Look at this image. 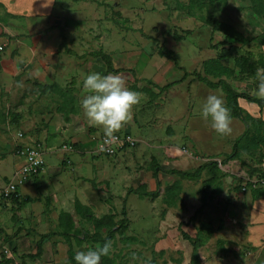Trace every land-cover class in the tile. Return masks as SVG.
Segmentation results:
<instances>
[{
	"label": "crops",
	"instance_id": "0c3cea01",
	"mask_svg": "<svg viewBox=\"0 0 264 264\" xmlns=\"http://www.w3.org/2000/svg\"><path fill=\"white\" fill-rule=\"evenodd\" d=\"M178 1L179 4L167 5V0H51L45 6L50 0H0V94L3 96L4 93L3 98H8L5 94L15 91L22 97L18 107L13 108L15 120L12 126L16 133L11 131L14 134L12 140H0V147L3 148L0 150V192L24 165L25 159L19 153L23 146L37 143L42 146L44 153L42 171L19 185L15 197L3 198L2 203L0 201L1 211L9 209L12 211L9 216L13 213L12 218L16 219V223L6 230L2 231L0 227V249L8 251L6 261L1 264H76L74 256L77 251L98 247L99 243L84 240L82 234L74 236L71 232L64 235L60 212H74V201L78 200L89 207L94 216L100 217L114 210L117 212L119 203L128 196L133 199L126 206L132 209L131 212L128 211V215H133L130 219L139 228L130 235L123 236L126 230L123 232L122 237L126 238L124 240H129L132 244L129 254L127 250H123L121 256L139 257L138 262L145 256L150 259L151 264H158L153 259L156 257L160 258L159 264H163L164 256H170L171 252L179 256L182 252V264H201L203 250L197 248V260L192 262V245L181 236L182 229L190 237L196 238L185 230L189 223L181 225L187 220L178 219L176 229L183 242H177L175 246L178 234L166 231L165 224L174 217L167 216L162 220L164 216L157 215L155 211L160 206L169 208L179 203L188 186V189L194 186L196 191L199 188L202 192L201 204L204 205L197 213L200 215L198 225L201 221H209L215 228L210 236L215 237L217 243L226 240L231 246L230 242H241L246 246H254L257 257L264 255V195L252 198L247 185L253 179H258L257 172L250 176L248 166L260 168L264 172V158L261 164L255 162L257 153L242 154L240 158L219 163L216 160L220 177L206 184L204 181L211 177L207 169L202 170L192 180L169 173L170 170L194 171L204 162L217 159L218 154L224 160V155L231 152L233 140L244 131V124L239 119L232 118L231 132L220 135L201 114L181 116L178 103L174 104V109H165L181 93V102L188 109L189 97L192 96L186 92L190 93L191 87L204 100L216 90H204L202 86L205 84L192 75L183 79V70L178 69L172 60L158 55L156 48L161 43L157 45L158 39L144 34V30L145 36L140 34V37H134L124 33L115 24L100 27L97 24L100 19L106 23L105 18L112 13H115V17L119 13V16L129 20V17L137 16L136 5L141 3L144 6L143 12H158L163 15H166L165 12H178L182 29L191 30L192 33L196 17L202 16V8L196 9V12L195 9L187 7L189 0ZM215 1L211 4L217 6V10L227 6L232 12L236 9L234 2L240 0H233L232 4L227 0L226 5L222 6L215 4ZM246 5L249 7V3ZM247 10L250 11L248 8ZM92 11L94 13L91 16L94 18H88V12ZM234 26L236 27L235 24ZM249 26H256V23ZM247 27L240 28L247 32L248 37L263 31L251 34L252 30ZM236 28L239 30V27ZM61 29L65 35L66 47L72 50V54L67 53L61 45ZM216 37V42H213L212 36L213 44L223 40L220 33ZM137 38L144 40L143 46L139 47ZM153 40L155 44L152 46L146 44L149 41L150 44L153 43ZM237 44L239 43L220 45L217 50L225 47L227 50L224 51H232ZM253 45L257 46L256 52L264 55V45L258 46L256 42H249L244 46ZM149 47L154 48L149 52L146 50ZM99 49L109 55L114 69L122 70L117 73L108 72L100 57L89 54ZM216 55L213 52L209 56L202 55L197 58L196 72L202 73V62ZM230 57L227 55L225 59ZM178 65L188 70L179 61ZM193 69L188 72L195 71ZM92 72L121 75L129 89L135 86L139 90L137 92L142 94L140 103L133 108L132 120L118 132L131 135L135 145L123 148L112 156L95 151L104 133L102 128L89 124L80 106L81 99L86 95L83 80ZM208 78L217 80L211 76ZM148 80L152 84H148ZM244 81L246 80L235 82L248 86L246 91L255 94L257 87L251 82L243 85ZM166 84L172 85L160 91L159 87ZM238 104L252 117L264 121V108L261 109L256 103L243 98H238ZM12 126L8 125V128ZM18 133H22V136L19 137ZM216 135L219 139H216ZM224 142L226 147L222 146ZM196 155L200 157L199 160ZM147 157L150 160L155 158L162 169L156 177L151 171L152 178L145 181L141 178L142 174H133V165L138 159L146 162ZM175 181L179 183L178 187L166 198L165 188ZM237 182L240 187L236 186ZM141 183L147 191H158V195L148 202L149 207L155 211L150 222L141 216V210L146 209L144 202L134 200L137 194L128 193L129 188L136 189ZM243 187L246 188L245 191L242 190ZM257 187L264 190V186ZM84 223H88L89 227ZM74 226L76 230L82 228L94 231L91 221L76 214ZM195 232L203 234L198 232V226ZM101 234L105 235V232L101 231ZM41 235L47 237L39 243L38 252ZM229 246L224 250L226 253L232 252ZM115 263L118 264L116 261Z\"/></svg>",
	"mask_w": 264,
	"mask_h": 264
},
{
	"label": "rangeland",
	"instance_id": "374dc122",
	"mask_svg": "<svg viewBox=\"0 0 264 264\" xmlns=\"http://www.w3.org/2000/svg\"><path fill=\"white\" fill-rule=\"evenodd\" d=\"M232 1L233 0H228V2L231 4H232ZM214 3L218 4L219 6H222V5H226L227 0L215 1ZM247 3H250L249 0L248 1L240 0V1L234 2V6L236 9L231 12L229 9L226 8L227 6L223 8L219 7V9L217 10L216 8L217 6L212 5L209 0H206L201 10L202 16L200 15L196 17V23L194 24L192 28L193 32L190 35L185 34V36L180 40V42L175 41L172 38V36L169 34L170 32L171 33L177 32L178 34H184L185 30L182 29V26L180 25L181 19L179 17V13L171 12V14H168L167 12H165L166 15H163V13L159 14L158 12L157 13H153L151 11L143 12L144 6L141 3H137L136 5L138 8V10L136 11L138 13L137 16H131L129 17V20L121 16L115 17L114 16L115 13L114 15L112 13L111 15L108 14V16L105 18L106 23H104L100 19L98 20L99 23L97 24L99 27L104 26L105 24L106 25L115 24L121 27L124 33L128 34L129 36H132V35L139 36L140 34H143V30H144L145 31L144 34H147L148 36L151 35L153 39L155 38L158 39L157 45L161 43L167 49L172 50L175 56L178 58V61L181 62V64L186 69L192 70L194 68L193 70L198 71L197 58L202 57V55H204V57L209 56L213 52H215V54H218V52L220 51L222 52V49H218V50L216 49L214 51L213 48H211L210 45L213 43L212 41H210V38L213 36V40H214L213 42H216L217 37L215 38V35L218 34V32H215L214 35H212L211 28L204 22V19H202V17H205L210 14L226 23L233 24V25L235 24L236 27H239V30L241 31H243V29L240 27L245 28L249 25H253V23H256V26L247 27L248 29L252 30L250 32L251 34H255L259 32L260 30L264 29V20L261 18H257L255 15L252 14L251 11H248L247 10L248 6L246 5ZM168 4H179V1L178 0H167V5ZM181 5L185 6V4H181ZM241 5H244V6H241ZM194 9L196 11V8ZM75 12L79 13L78 10H75ZM98 12L99 11H95V13H98ZM92 13H94V11L88 12V18L92 15ZM131 28H133L134 30H132ZM96 32L97 31L95 29L94 33ZM71 35L73 36V34ZM244 35L248 36L247 32H244ZM137 41H138L137 43L139 44V47L143 46L144 40L142 41L141 38H137ZM149 42H146V44L149 46H152L153 44H155L154 40H153V43L151 44ZM256 47H257L256 45H253V47H249V46L237 44L232 49V51L229 50L225 52L226 56L229 55L231 57L227 60L225 59L224 63H226V65L233 66L235 57L240 54H243L242 51H244V53L246 51H253V52L255 51L254 54L257 56L259 52H256ZM153 48L149 47L146 50L150 52L151 51L150 49H153ZM230 53H232L234 56H232ZM190 55H192L193 57H190ZM183 70L185 69L183 68ZM188 70H185V71L188 72ZM240 77L241 75H237V77L230 78L228 80H230V83L236 90L238 91L247 90L248 86H241L240 84H237V82H235V81L240 82L241 81ZM249 82H251L252 84H254L255 87H257L256 85L257 82L253 78L252 79L246 78V81L243 82V85L249 84ZM205 85L202 86L204 90H207V88H210L207 85L206 86ZM190 89H191L190 93L188 91L186 92L187 95L192 96V98L188 96L189 102H190L188 109H186L183 106V102H181L183 99L182 98L183 93H181V95H179L178 97L173 98L171 101V104L166 105L165 109L169 107H172V109H174L175 108L174 104L178 103L179 105L178 112L181 114V116H184V115L200 116L203 101L205 100L203 99L202 96L199 97L198 91L193 90L192 87ZM215 90L216 91L213 90L214 91L213 94L223 99L224 94L221 92V90L219 88ZM249 93H254V92L249 91ZM5 96H7L8 98H3L4 93H3V96L2 94H0V140L1 141H5V139L12 140V136H14L13 133H16L15 128L12 126L15 120V118L13 117L14 115L13 108L15 109L16 107H18V104L21 102L20 99H22V97L19 94H17L15 91L5 94ZM197 97H199V101ZM9 100H12V102H9ZM223 100L225 102V97ZM168 103H170V101ZM8 104H10V107H8ZM207 122H209V126L211 127L210 121H207ZM8 125H11L12 127L8 128ZM11 131H13V133H11ZM224 138L226 139L227 137L224 136ZM216 139H219L217 135H216ZM222 146L226 147L227 146L226 142H224ZM2 149L3 148L0 147V150ZM10 152H13V150H11ZM10 152L8 151V153ZM196 157L198 160L200 159L199 156L196 155ZM222 157H223L222 155L218 154L217 159L215 158V160L221 161ZM43 159H44V153H43ZM136 159L137 158H135V160ZM149 161L150 159L148 157H147L146 162H144L143 159L136 160L134 164L137 167L133 165V167L135 168V170H133L134 172L133 174L137 173L138 176L142 174L141 178L145 179V181L150 180L152 178V175H151V170L149 168ZM222 167L225 168L223 165ZM160 182L162 183V181ZM236 186L240 187V183L237 182ZM190 187H191L190 189H188L189 186L186 187V190L181 196L179 203H175L174 205H171V207L169 208L160 206L159 208L155 209L157 215L161 214L164 216L162 220H165L167 216L174 217V219L172 218L167 221L169 223H165V224L167 227L166 231L173 233V234H178L176 237L177 240H175L174 242L175 246H177V242L179 244L183 242L182 240H180L181 238L179 235V231H177L176 229L177 222L179 221L178 219H181L184 221L188 220V216L192 214L195 211V209L201 205L202 192L200 191L199 188H197V191H196V187L194 186H190ZM203 188L204 187L202 186L201 190H203ZM192 189L195 191H192ZM134 198H136L134 200H136L137 202H140V201L144 202V206L146 207V209L141 210V216L145 217L147 222H150L153 219L152 214L153 212H155L153 211V209L149 207V204H148V202L151 201V198L148 196L140 197L139 195ZM7 199H10V198H7ZM131 200L133 199H130L128 196V198L126 197L124 200H122L118 206L117 212L119 213L123 207L125 208L126 218L128 220V228L124 232L123 236H126V234L130 235L131 233L136 232V229L139 228L136 225H134L132 223L133 221L130 219L133 217V215L131 214L128 215V211L131 212L132 209L126 208V206L128 203H131ZM0 201L1 203L4 202L1 196H0ZM18 204L19 202L16 203L17 206ZM112 204H110V206H113ZM114 211L116 212V210ZM0 212H1L0 213V227H2V231H4L6 230L7 227L11 226L13 223H16V219L12 218L14 215L13 213L9 216V214L12 212V211H9V209H6L5 211H1L0 209ZM197 213L195 214V220H192L191 222H189L190 225L187 228L185 227V230L187 229L193 236L195 235L194 237H196V239L199 240V243L197 244V248L201 251L203 250L201 264H207L211 262H213V264H246V263L247 264L249 263L250 264H264V255L262 254L263 256L261 255L260 257H257L258 254L255 252L254 246H248V245L246 246L242 244L241 242H234V241L230 242L232 245L229 246L226 243L227 241L225 240V238H224L225 241H220L222 243H217L215 237L213 236L205 237L203 236V234H198L197 232H195V229H197V226H198V221H199L198 218L200 217V215L198 216ZM102 216L103 215H101L100 217ZM120 218H122L121 214L117 217V220H119ZM84 224L86 227H89L88 223H84ZM0 235H1V232H0ZM111 243H112V250L110 253H111V256L115 259V261L118 264H151L150 259L145 256L141 258L140 262L137 261L139 257H136V256H134L133 258L130 255L121 256L123 250H127V254H129L130 252L129 250H131L130 248H131L132 243L129 240H122L119 234L115 233V236L113 240L111 241ZM226 246H229L230 248H232V252L226 253L224 251L225 248H227ZM186 247L187 249L190 248L188 244L186 245ZM0 248H2V246H0ZM153 259L155 260L156 263L159 264L160 258L153 257ZM134 260H135V263L133 262ZM182 260H183L182 252H180L179 256L175 255L174 252H171L170 256H164L163 264H176V263L182 264L183 263Z\"/></svg>",
	"mask_w": 264,
	"mask_h": 264
},
{
	"label": "trees",
	"instance_id": "16d2710c",
	"mask_svg": "<svg viewBox=\"0 0 264 264\" xmlns=\"http://www.w3.org/2000/svg\"><path fill=\"white\" fill-rule=\"evenodd\" d=\"M206 0H189L187 7L189 9L196 8L197 10H201L204 6ZM210 3L214 0H209ZM248 9L255 15L257 18H261L264 20V0H249ZM119 16V13H117ZM204 22L211 28V33L218 32L222 34L223 40L217 43L211 44V48L217 49L220 45L223 46L227 43H239L241 45H246L249 42H256L258 46L264 45V29L263 31L255 36H245L242 32H240L234 25L226 23L212 15H207L202 17ZM130 29V27H129ZM134 30L133 28H131ZM191 30H185L184 34H178L177 32L169 33L175 41H180L185 34H190ZM144 35V34H143ZM145 36V35H144ZM61 45L65 48L67 53L72 54V50L66 47V40L63 30L60 32ZM212 41V37L210 38ZM211 43V42H210ZM224 49L222 48V52H218L215 57L206 59L202 62V73L201 72H187L183 70L182 67L178 65L177 58L172 50L167 49L163 44L157 46V53L160 56H163L167 59H170L174 62L175 66L178 69L183 70L185 79L188 75L194 76L197 80L203 82L208 87L212 89L219 88L225 97V104L231 111L232 118L239 119L245 126L244 131L236 137L232 142V149L230 153L224 155V160L240 158L242 154L254 155L256 164H261L264 158V121L260 118L252 117L246 111H244L238 104V98L246 99L249 102L256 103L261 109L264 108V99L258 98L255 94H250L248 91H238L236 90L230 82L226 79L237 77V75H241L240 80H246V78L255 79V73L257 69L264 68V55L262 53H258L256 56L252 51H246L244 54L238 55L234 59L233 66H229L224 64L223 60L226 57ZM91 56L100 57L102 61L107 66L108 72L117 73L122 69H114L111 65V60L108 54L103 52L101 49L96 51H91L89 53ZM208 76L216 78V81L210 80ZM224 77V78H223ZM148 84H152L151 81H147ZM172 84H166L164 86L159 87L160 91H164ZM131 89L134 91H139L135 86H132ZM148 90V89H147ZM150 92V96H151ZM149 168L152 171L154 177H156L159 170H161V166L158 165V162L155 158H151L149 163ZM248 172L250 176L254 173H258V178H264V172L260 168H252L248 166ZM207 169L210 173L211 177L204 181V184L209 183L212 179H216L220 177V169L218 167L216 160H209L204 162L201 166L196 168L194 171H180V170H170L169 173L175 174L180 178L186 179H196L202 170ZM179 183L177 181L173 182L170 186L165 188L164 193H166V198H168L171 192L178 187ZM251 191L252 198H257L259 196L264 195L263 188H255L252 187L251 183L247 184ZM262 187V186H259ZM133 192L140 197L148 196L150 198H154L158 195V191H147L144 184H140L136 189L129 188L128 193ZM15 197V196H13ZM12 197V198H13ZM205 198L203 199L204 202ZM203 203L195 209V211L188 216L187 222H184L181 225H187L189 222L194 220L195 214L203 207ZM125 208L123 207L119 212L111 211L102 217L98 218L94 216L89 207L82 205L78 200L74 201V212H65L62 211L59 214L61 225L63 229V234L68 235L69 233H74V236L77 234H82L84 240L93 241L99 243V246H102L106 241H112L115 233H122L120 235L121 239H126L122 237L123 232L128 228V220L126 218ZM80 215L85 217L87 220L91 221L93 224V232L80 228L79 230L75 229L74 226V215ZM122 215V218L116 220L119 215ZM64 220V221H63ZM215 228L209 221H201L198 225V232L203 233L204 235L210 236L214 232ZM101 231L105 232V235L101 234ZM181 236L183 239L189 241L192 245L193 249V259L195 262L197 259V244L199 240L196 238L190 237L186 231L180 230ZM47 235H41L38 241V252H39V243L44 240ZM196 259V260H195ZM2 261H6L4 258ZM1 261V262H2ZM0 262V263H1ZM100 264H116L115 259L110 256H103L101 258Z\"/></svg>",
	"mask_w": 264,
	"mask_h": 264
},
{
	"label": "clouds",
	"instance_id": "9594fccd",
	"mask_svg": "<svg viewBox=\"0 0 264 264\" xmlns=\"http://www.w3.org/2000/svg\"><path fill=\"white\" fill-rule=\"evenodd\" d=\"M51 3H45V6ZM257 91L255 95L264 99V68L255 73ZM86 95L81 99L80 106L89 124L102 128L104 146H110L118 141V133L132 120L133 108L142 99V94L129 89L123 76L118 74L103 75L99 72L89 73L83 80ZM201 116L210 121L211 128L220 135L231 132V111L224 100L217 95H208L201 108ZM35 156V154H33ZM34 163L39 164L40 158L35 156ZM112 250L111 241L102 246L77 251L74 256L76 264H100L103 256H108Z\"/></svg>",
	"mask_w": 264,
	"mask_h": 264
},
{
	"label": "built area",
	"instance_id": "2783aa9c",
	"mask_svg": "<svg viewBox=\"0 0 264 264\" xmlns=\"http://www.w3.org/2000/svg\"><path fill=\"white\" fill-rule=\"evenodd\" d=\"M17 135L20 137L22 136V133H18ZM116 136L118 137V141L116 143L104 147H102L104 135L101 136L97 143L95 151L98 154L112 156L123 148L133 147L135 145V140L129 134L116 133ZM63 147H66V145H64ZM19 153L24 157L25 163L1 190L0 195L4 199L16 196L18 186L29 178L37 176L42 171L44 166L43 150L40 144L36 143L28 146H23L19 150ZM33 154L40 158L39 164L34 163L35 156ZM219 162L220 161H218V163ZM250 183L253 187L264 186V178L253 179V181H250ZM245 189V187L242 188V190ZM7 254V250L0 249V262L6 257Z\"/></svg>",
	"mask_w": 264,
	"mask_h": 264
}]
</instances>
